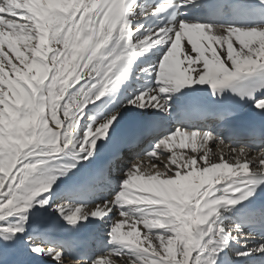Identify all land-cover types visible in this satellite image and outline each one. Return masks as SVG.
I'll list each match as a JSON object with an SVG mask.
<instances>
[{"label":"snow or ice","instance_id":"obj_1","mask_svg":"<svg viewBox=\"0 0 264 264\" xmlns=\"http://www.w3.org/2000/svg\"><path fill=\"white\" fill-rule=\"evenodd\" d=\"M66 258L264 264V0H0V264Z\"/></svg>","mask_w":264,"mask_h":264},{"label":"bare ground","instance_id":"obj_2","mask_svg":"<svg viewBox=\"0 0 264 264\" xmlns=\"http://www.w3.org/2000/svg\"><path fill=\"white\" fill-rule=\"evenodd\" d=\"M218 125L219 124L215 122L211 126L213 128H218ZM224 135L227 137L228 133H224ZM150 139L151 138H148L146 140L147 142H146L145 146H142V147L148 146ZM212 147H214V150L216 153V154L213 153V150H212L213 158H215V156H218L221 151L227 152V150L224 149L223 147L217 148L215 145H212ZM46 219H47V224H45V226L41 229L40 235L46 234L50 231L68 230V228L66 227L64 222L59 220V217H51V218H46ZM101 250H102V245L100 244V238H99L97 232L94 229H92V233L89 237L87 253L89 255L99 256L101 254ZM64 264H76V262L66 258L64 261Z\"/></svg>","mask_w":264,"mask_h":264},{"label":"rangeland","instance_id":"obj_3","mask_svg":"<svg viewBox=\"0 0 264 264\" xmlns=\"http://www.w3.org/2000/svg\"><path fill=\"white\" fill-rule=\"evenodd\" d=\"M146 144V143H145ZM145 146V145H144ZM213 153H215L214 147H212ZM216 154V153H215Z\"/></svg>","mask_w":264,"mask_h":264}]
</instances>
